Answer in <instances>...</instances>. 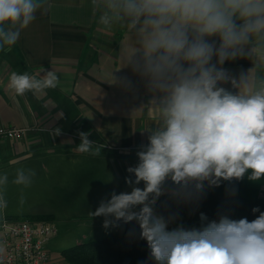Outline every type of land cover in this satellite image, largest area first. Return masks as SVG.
I'll list each match as a JSON object with an SVG mask.
<instances>
[{
    "label": "clouds",
    "instance_id": "1",
    "mask_svg": "<svg viewBox=\"0 0 264 264\" xmlns=\"http://www.w3.org/2000/svg\"><path fill=\"white\" fill-rule=\"evenodd\" d=\"M90 5L104 30L119 27L130 37L125 65L143 81L157 123L142 131L147 143L136 152L137 164L126 169L131 191L113 190L89 215L104 217L106 229L135 221L156 264H264L259 207L252 209L259 215L251 221L227 214L208 220L201 213L200 228L171 230L172 217L156 211L165 194L188 203L201 198L205 185L219 187L246 175L264 179V0H90ZM44 6L45 0H0V51L17 44ZM238 58L250 59L253 67L237 78L223 65ZM41 71L42 78L13 71L8 86L23 96L60 85L54 70ZM229 83L235 91L224 87ZM61 132L55 128L54 135ZM78 135L77 151L100 155L105 145L90 140V132ZM35 175L19 168L11 183L28 187ZM8 183V174L0 175V188ZM7 207L0 191V212Z\"/></svg>",
    "mask_w": 264,
    "mask_h": 264
},
{
    "label": "crops",
    "instance_id": "2",
    "mask_svg": "<svg viewBox=\"0 0 264 264\" xmlns=\"http://www.w3.org/2000/svg\"><path fill=\"white\" fill-rule=\"evenodd\" d=\"M130 51L125 30H104L92 15L90 0H45L17 44L0 51V124L25 128L19 138L0 140V171L72 155L129 175L120 172L137 164L136 152L147 143L148 134L142 131L157 123L143 81L125 65ZM223 67L238 78L253 63L238 58ZM42 69L58 74L57 88L23 96L9 88L11 72L42 78ZM125 77L131 87L123 82ZM224 87L235 91L230 83ZM55 128L62 129L60 135H54ZM79 131L90 132V140L105 145L99 156L77 151ZM39 214H51L54 222L53 213ZM24 215L35 214L6 217ZM47 264H57L50 250Z\"/></svg>",
    "mask_w": 264,
    "mask_h": 264
},
{
    "label": "rangeland",
    "instance_id": "3",
    "mask_svg": "<svg viewBox=\"0 0 264 264\" xmlns=\"http://www.w3.org/2000/svg\"><path fill=\"white\" fill-rule=\"evenodd\" d=\"M19 168L35 171L30 186L11 183ZM4 173L8 174L9 183L0 191L4 192L8 207L0 212V221L6 215L53 213L56 234L48 240L47 248L51 251L52 261L57 264H65L60 252L62 248L101 237L111 230V227L102 226L104 217L89 215L101 200L110 198L113 190L117 194L131 191L124 180L126 174H117L108 166L80 156L46 157L0 171V175ZM138 186L143 188V182ZM21 196L23 204L20 203Z\"/></svg>",
    "mask_w": 264,
    "mask_h": 264
},
{
    "label": "trees",
    "instance_id": "4",
    "mask_svg": "<svg viewBox=\"0 0 264 264\" xmlns=\"http://www.w3.org/2000/svg\"><path fill=\"white\" fill-rule=\"evenodd\" d=\"M262 183L263 179L252 181L246 175L239 181H222L219 187L205 185L201 198L188 203L177 202L165 194L157 201L156 211L172 217L169 230L179 226L200 228L201 213L208 220H218L220 215L227 214L232 219L246 217L251 221L259 215L252 212L254 207L264 212V197L258 195ZM30 216L51 220V214ZM150 251L135 221L127 224L120 221L106 235L76 242L60 250L65 264H156Z\"/></svg>",
    "mask_w": 264,
    "mask_h": 264
},
{
    "label": "built area",
    "instance_id": "5",
    "mask_svg": "<svg viewBox=\"0 0 264 264\" xmlns=\"http://www.w3.org/2000/svg\"><path fill=\"white\" fill-rule=\"evenodd\" d=\"M23 127L0 124V140L16 139ZM258 195L264 197L261 185ZM56 234L52 220L32 216L4 217L0 221V264H47L48 240Z\"/></svg>",
    "mask_w": 264,
    "mask_h": 264
}]
</instances>
